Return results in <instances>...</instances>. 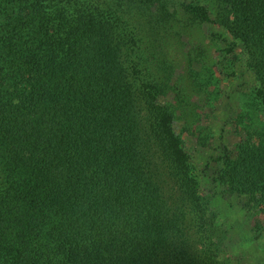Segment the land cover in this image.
Returning a JSON list of instances; mask_svg holds the SVG:
<instances>
[{
    "label": "trees",
    "instance_id": "1",
    "mask_svg": "<svg viewBox=\"0 0 264 264\" xmlns=\"http://www.w3.org/2000/svg\"><path fill=\"white\" fill-rule=\"evenodd\" d=\"M220 2L264 105V0ZM144 3L0 0V264H220L214 194L121 11ZM247 132L257 143L218 157L213 181L263 206L264 122Z\"/></svg>",
    "mask_w": 264,
    "mask_h": 264
},
{
    "label": "rangeland",
    "instance_id": "2",
    "mask_svg": "<svg viewBox=\"0 0 264 264\" xmlns=\"http://www.w3.org/2000/svg\"><path fill=\"white\" fill-rule=\"evenodd\" d=\"M189 4L203 5L209 21ZM223 10L220 0H146L121 9L138 25L140 49L157 55L144 77L161 83L159 100L174 112L173 129L200 193L214 194L210 212L221 226L220 264H264V205L234 197L213 181L216 159L255 145V137L248 143L247 126L264 122L263 82L244 47L219 24Z\"/></svg>",
    "mask_w": 264,
    "mask_h": 264
}]
</instances>
